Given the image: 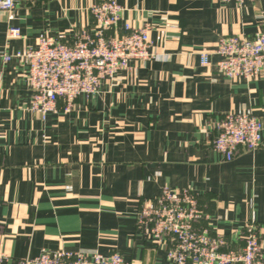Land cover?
Listing matches in <instances>:
<instances>
[{"label": "crops", "instance_id": "obj_1", "mask_svg": "<svg viewBox=\"0 0 264 264\" xmlns=\"http://www.w3.org/2000/svg\"><path fill=\"white\" fill-rule=\"evenodd\" d=\"M99 0H15L16 18L0 11V251L3 264L43 249L107 255L131 264H171L137 212L168 186L190 188L203 217L198 230L238 248L255 220L264 251V74L228 79L210 52L219 38L264 31V0H116L122 21L152 25L159 59L131 62L96 94L79 95L43 119L30 108L27 66L4 53L34 46L40 34L70 42L90 24ZM168 22L169 26H165ZM10 24L20 37L8 38ZM262 121L254 151L226 161L212 147L225 113Z\"/></svg>", "mask_w": 264, "mask_h": 264}, {"label": "built area", "instance_id": "obj_2", "mask_svg": "<svg viewBox=\"0 0 264 264\" xmlns=\"http://www.w3.org/2000/svg\"><path fill=\"white\" fill-rule=\"evenodd\" d=\"M231 1L241 5L249 0ZM0 11L5 12L9 22L14 20L15 0H0ZM124 11L116 0H99L89 7L90 24L78 30L70 42L43 33L34 46L2 55L4 62L18 58L26 64L33 112L44 119L49 112H56L59 100L64 103L62 110L68 112L79 95L96 94L101 84L113 81L131 62L159 59L150 39L152 25L122 21ZM7 37L19 38V26L10 24ZM209 53L219 57L215 69L226 78H257L264 74V31L253 36L234 34L219 38L210 52L200 51L202 64L208 63ZM262 129L260 118L250 112L225 113L216 122L212 147L226 161L232 160L238 149L259 148ZM136 216L138 225L147 228L148 237L156 245L167 244L166 254L171 264H264L261 230L255 220L252 218L244 225L238 248L223 250L225 241L221 235H210L208 230L195 227L203 213L190 188L163 187L155 198L143 202ZM5 258L0 251V264ZM18 264L131 262L118 252L104 255L43 249L37 256L21 259Z\"/></svg>", "mask_w": 264, "mask_h": 264}]
</instances>
